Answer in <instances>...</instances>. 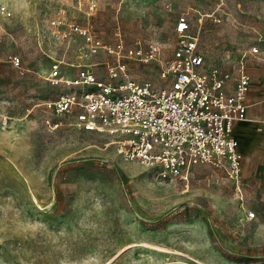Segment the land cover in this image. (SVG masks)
<instances>
[{"label": "rangeland", "instance_id": "1", "mask_svg": "<svg viewBox=\"0 0 264 264\" xmlns=\"http://www.w3.org/2000/svg\"><path fill=\"white\" fill-rule=\"evenodd\" d=\"M0 2V264H264V173H243L241 198L210 165L164 177L40 104L72 89L45 80L54 63L67 78L85 66L100 80L162 84L160 63L129 50L157 44L170 58L185 11L207 64L233 74L246 54L264 70V0Z\"/></svg>", "mask_w": 264, "mask_h": 264}, {"label": "built area", "instance_id": "2", "mask_svg": "<svg viewBox=\"0 0 264 264\" xmlns=\"http://www.w3.org/2000/svg\"><path fill=\"white\" fill-rule=\"evenodd\" d=\"M0 11L10 13L1 2ZM79 30L92 48L100 46L88 28ZM175 31L178 38L170 58H161L162 47L157 44L149 45L147 51L129 50L143 62L155 59L160 63L162 84L100 80L85 66L75 78H67L54 63L45 80L72 89L40 104L56 114L72 115L81 129L113 136L125 160L156 166L161 176L189 181L197 165L222 169L241 198L242 154L233 126L236 121L248 120L246 97L251 78L246 54L232 74L207 64L199 35L191 31L188 12L177 16ZM257 51L254 46L252 52ZM8 60L21 73L27 70L19 55L10 54ZM117 74L115 67L109 66V76Z\"/></svg>", "mask_w": 264, "mask_h": 264}, {"label": "crops", "instance_id": "3", "mask_svg": "<svg viewBox=\"0 0 264 264\" xmlns=\"http://www.w3.org/2000/svg\"><path fill=\"white\" fill-rule=\"evenodd\" d=\"M252 68L247 62L251 78L246 97L248 120L236 121L233 132L242 154V175L256 176L264 173V70Z\"/></svg>", "mask_w": 264, "mask_h": 264}]
</instances>
